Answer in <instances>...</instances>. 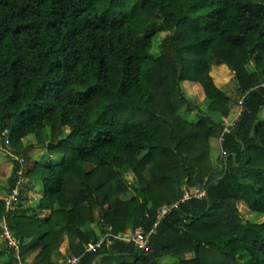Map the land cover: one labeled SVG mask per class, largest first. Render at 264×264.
<instances>
[{
    "label": "trees",
    "instance_id": "1",
    "mask_svg": "<svg viewBox=\"0 0 264 264\" xmlns=\"http://www.w3.org/2000/svg\"><path fill=\"white\" fill-rule=\"evenodd\" d=\"M187 82L207 101L196 122ZM5 129L0 223L21 246L1 264H60L66 241L76 264H264V0H0ZM130 229L154 233L141 249L117 238Z\"/></svg>",
    "mask_w": 264,
    "mask_h": 264
},
{
    "label": "rangeland",
    "instance_id": "2",
    "mask_svg": "<svg viewBox=\"0 0 264 264\" xmlns=\"http://www.w3.org/2000/svg\"><path fill=\"white\" fill-rule=\"evenodd\" d=\"M157 45H158V43L154 47H156ZM226 83L227 84L224 86V90L229 95H231L233 98L239 97L241 99L242 97L239 96L237 82L232 78L229 82H226ZM182 88H183L185 95L188 97V99L198 108L194 111L183 110L181 113L188 120L196 122L198 120V117H199V114H198L199 111L205 110L206 106H207V101L205 99L204 92L198 83H191V82L183 83ZM44 134L45 135L47 134V130H46V133H44ZM36 141H37L36 137L31 135V136H28L26 139H24V144L30 145V144L36 143ZM10 153L11 152L6 148L0 149V174H6L7 173V175H8L12 171V164L10 163V156H11ZM44 153H45V150L40 148V147H36L35 149L28 150V154H29V157L31 158V162L32 161H39V160L43 159ZM221 153H222V150H221V145H220L219 141L214 140L212 142V158H213V162L215 164L218 163V161L221 157ZM221 171H222V169H221ZM125 177L127 178V181L130 183H133L135 181V176L132 174V172L126 173ZM24 180H26V178ZM4 185L5 184H3V186ZM41 187H42V184L38 183V185L35 189L28 191V195H31L34 198L41 197L43 195V193L41 192ZM0 193L3 194L2 189H0ZM128 193H129L128 195L130 197L136 195L135 191L129 190ZM34 201L35 200L33 199L31 202H34ZM48 215H49V212H46L45 215H41V216L48 217ZM252 217H253L252 215L246 216V218H248V219H251ZM3 221H1V223ZM129 232H131V229L129 230ZM2 243H5V240H4V237L2 236V233L0 231V248L2 247L1 246ZM67 245L68 244L66 241L61 247L62 256L59 260L60 264H62L63 261H65L67 258V254H66L68 251ZM33 257H34V255L29 258V260H28L29 263L33 260ZM5 259H6L5 257L0 256V263H2ZM174 261H177L174 257H166V258L161 259L160 263L161 264H173Z\"/></svg>",
    "mask_w": 264,
    "mask_h": 264
},
{
    "label": "built area",
    "instance_id": "3",
    "mask_svg": "<svg viewBox=\"0 0 264 264\" xmlns=\"http://www.w3.org/2000/svg\"><path fill=\"white\" fill-rule=\"evenodd\" d=\"M240 103H242V101H240ZM233 123L234 122L227 124L226 131L230 130L229 127L232 126ZM0 143L6 144V145L11 143V136H10V130L9 129H5L4 131L0 132ZM224 153L226 154V152H224ZM15 159L19 160V162L21 163V168L18 171V174L20 175V180L24 181L25 178L23 175V164L25 163V158L16 156ZM183 189L185 191L183 199H182L183 201L187 200L191 197L201 198L206 194L205 189H202V188L195 189L193 193H191L185 187ZM18 196H19L18 190H15L12 194L8 195L5 198L7 209H10V210L16 209V205L18 203ZM178 204H179V202L174 203L171 207H177ZM168 210H169V207H167V206L163 207L159 211V218H161L163 215H165L168 212ZM3 222L0 224V226L2 227V236L4 237L6 244L11 249H13L15 251L16 257H19L18 255L20 252L21 240L17 239L16 237H14L12 235L10 229L7 226L6 220H4ZM158 222L159 221H157L154 224V229L158 225ZM154 229L148 233H145L142 229H136L134 231L131 230V232L128 231V233H126L125 235H118L117 238L122 239L126 242H134L139 248L143 249L146 247L148 239L154 233ZM101 242H99L95 246L91 245L88 248V250H92L95 247L100 246ZM78 261H79V258L72 257V258H67L65 261H63L62 264H76Z\"/></svg>",
    "mask_w": 264,
    "mask_h": 264
},
{
    "label": "crops",
    "instance_id": "4",
    "mask_svg": "<svg viewBox=\"0 0 264 264\" xmlns=\"http://www.w3.org/2000/svg\"><path fill=\"white\" fill-rule=\"evenodd\" d=\"M37 185H38V183L35 184V186L33 187V189H35V188L37 187ZM31 190H32V189H31ZM29 191H30V190H29ZM27 194H28V193H27ZM28 196H29L30 198H32L31 201H32L33 199H34V200H37V198H34V197H32L31 195H28ZM46 212H49V215H50V211H45L44 214H42V215H45ZM49 215H48V216H49ZM42 217H43V216H42ZM0 264H1V263H0Z\"/></svg>",
    "mask_w": 264,
    "mask_h": 264
}]
</instances>
